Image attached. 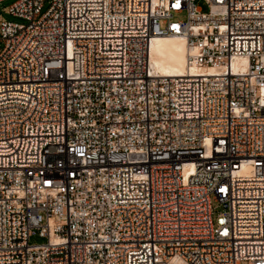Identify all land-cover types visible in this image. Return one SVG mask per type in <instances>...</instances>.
I'll return each mask as SVG.
<instances>
[{"label":"built area","instance_id":"obj_1","mask_svg":"<svg viewBox=\"0 0 264 264\" xmlns=\"http://www.w3.org/2000/svg\"><path fill=\"white\" fill-rule=\"evenodd\" d=\"M205 1L0 13V264H264V0Z\"/></svg>","mask_w":264,"mask_h":264},{"label":"bare ground","instance_id":"obj_2","mask_svg":"<svg viewBox=\"0 0 264 264\" xmlns=\"http://www.w3.org/2000/svg\"><path fill=\"white\" fill-rule=\"evenodd\" d=\"M195 52L190 50L184 37L168 35L155 37L151 43V66L153 70L163 77H183L186 73L196 75L197 73L216 72V68H200L189 66V55ZM240 62H235L234 67L238 68Z\"/></svg>","mask_w":264,"mask_h":264},{"label":"rangeland","instance_id":"obj_3","mask_svg":"<svg viewBox=\"0 0 264 264\" xmlns=\"http://www.w3.org/2000/svg\"><path fill=\"white\" fill-rule=\"evenodd\" d=\"M18 0H7V1H4L0 4V13H1V17L3 19H5L6 21H10V22H14V23H25L24 20L22 19H19V18H16V17H13L9 14H6L4 12V10L8 9L10 6H12L15 2H17ZM196 6L198 8H200L202 10V12L204 14L208 13L209 12V6L207 4V2L205 0H196L195 2ZM47 10V6L46 8L44 9V12ZM186 12L182 13V14H179V15H175L174 16V20L176 21H186ZM3 46L1 45L0 48H2ZM219 211V210H217ZM30 244L31 245H41V244H44L47 242V239L46 238H43V237H40L39 235H34L30 238L29 240Z\"/></svg>","mask_w":264,"mask_h":264}]
</instances>
